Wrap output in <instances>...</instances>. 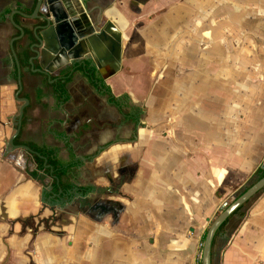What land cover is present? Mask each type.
<instances>
[{
  "label": "crops",
  "instance_id": "1",
  "mask_svg": "<svg viewBox=\"0 0 264 264\" xmlns=\"http://www.w3.org/2000/svg\"><path fill=\"white\" fill-rule=\"evenodd\" d=\"M56 1L66 12H76L84 25H89L87 16L92 20L96 16L102 23L112 21L123 33L122 63L137 69L145 65L133 55L145 54L147 46L143 40H134L137 34L139 40L145 37L136 27L142 28L144 20L159 15L175 0H87L86 8L81 0ZM206 1L207 14L199 13L195 19L202 30H198L192 42L193 54L197 52L191 63L193 80L200 74L204 77L199 86L195 82L191 84L190 126L181 110L172 116L179 118L174 121L179 123L176 125L171 120L151 124L147 111L149 117L139 123L136 135L137 126L126 115L135 111L138 103L130 93H118L117 87L132 84L130 78L115 79L114 75L112 83L108 81L111 78L106 80L117 103L123 102L124 116L121 117L109 103L110 99L91 87L87 79L75 77L68 86L70 98L64 103L52 95L45 76L32 73L29 63H22L21 96L28 99L29 104L16 143L18 147H11L9 142L15 134L22 103L15 96L19 87L16 65L8 61L10 52L2 46L0 264L34 261L33 255L39 251L48 256L51 252L47 247L51 244L41 242V229L47 226V221L57 225L60 215H68L69 220L73 215V212H65L59 201H44L43 183L32 175L37 171L36 163L20 147L22 145L55 150L61 162L72 167L71 174L78 178L81 186L111 189L110 193L87 197L90 200L100 196L101 202H111L108 205L112 206V211L108 213H113L111 219L97 226L94 241L87 240V246L91 247L85 252L79 250L78 257H73L71 251L63 258L48 256L44 259L47 264L61 261L65 264L83 261L90 264H196L200 232L221 203L217 192L223 196L222 190L246 182L251 174L248 163L251 166L256 163L246 151L242 154V148L232 155L226 109H222L225 105L214 108L218 90L211 69L217 66L216 57L222 59L218 62L219 68L226 69V47L231 44L232 22H239V28L247 29L251 25L264 31V0ZM48 2L46 0L45 6ZM45 6L43 12H46ZM12 10L29 15L33 10L32 2L0 0V40L14 33L9 25ZM15 19L31 29L28 18L16 15ZM23 50L19 44L17 53L21 58ZM47 52L51 59L56 58L55 53ZM222 80L223 86L230 85L225 78ZM177 81L175 85L179 86ZM253 83L264 86V77ZM150 100L151 97L146 99L149 103ZM49 183L51 178L48 177L44 184ZM116 214L122 218L116 220ZM63 230L70 231L71 227ZM191 231H195V237L190 236ZM214 264H264V201L256 202L242 218H231L218 242Z\"/></svg>",
  "mask_w": 264,
  "mask_h": 264
},
{
  "label": "rangeland",
  "instance_id": "2",
  "mask_svg": "<svg viewBox=\"0 0 264 264\" xmlns=\"http://www.w3.org/2000/svg\"><path fill=\"white\" fill-rule=\"evenodd\" d=\"M176 1L169 3V6L160 11L159 15L150 16L149 20H144L142 28L136 27L143 31L145 37L139 40L140 37L137 34L134 40H143L147 51L145 54L136 53L133 58L138 62L143 61L145 67L131 69L125 62L122 63V70L115 76L117 77L115 79L130 78L132 81L130 85L117 86L118 93H130L138 103L135 111L138 113L140 123H143L149 114L148 120L151 124L166 120L179 121V118H172V116L181 110L185 115L187 126L192 124L191 84L195 82L196 86L197 84L199 86L204 77L200 74L197 79L193 80L192 72L194 70L191 63L192 57H197V52L193 54L195 49L192 47V42L193 38L197 36L198 30H202L196 21L197 16L199 13L200 15L207 14L208 5L206 0H178V3ZM138 25L141 24L138 23ZM201 25L202 23H200ZM231 25V44L226 47V69L223 66L219 68L218 62L222 59L217 57V66L211 69L215 77V87L218 90L214 108L217 110L225 105L222 109H226V130L230 129L232 155L242 148V154L246 151L247 156L255 159L256 163L253 166L248 163V170L251 174L249 173L246 182L222 190L220 206L224 202L232 203L249 187L256 177V171L264 164V86H257L253 83L264 77V31L251 25L247 29L239 28V22H232ZM261 34H263L262 37ZM215 49L216 52L219 51L218 46ZM223 78L228 81L229 86L222 85ZM108 81L112 83V78ZM175 81L179 86L175 85ZM141 82L142 85L138 84ZM150 97L149 103L146 99ZM205 107H208L207 103ZM196 114L197 112H194V115ZM176 124L179 123L174 122L173 125ZM140 126H137L135 130L136 135ZM227 132L229 133V131ZM101 198L100 196L91 198L88 200L89 202H85L84 206L86 207L82 209L78 204H74L71 220L65 214L60 215L57 225L52 221H47V226L41 229V242L51 244L47 247L51 252L49 257L63 258L67 256V253L70 254V251L73 257H78L79 250L85 252V249L91 247L89 244L87 246L86 242L87 240L94 241L97 226L113 217V213H108L112 211V206H109L111 202H101ZM112 198L114 199V197ZM112 198L108 197V199ZM260 200L264 201V189L242 208L244 210V212L241 210L242 214L246 215L250 208ZM220 206L207 220L205 229L200 232L196 264H201L205 236L211 223L218 216ZM86 211L87 217H85ZM80 213L82 214L81 218L79 217ZM120 216V214H116V220L120 219ZM236 217L242 218L239 215ZM66 220H68V224ZM63 223L66 226H63L65 225ZM69 226L71 227L70 231L63 230ZM75 236L77 237L75 238ZM190 236L195 237V231H191ZM63 237L65 240L62 239ZM54 243L56 245H53ZM53 251L55 252L52 253ZM48 256L45 255V252L39 251L33 255L36 260L26 259L27 262L24 264H47L44 259ZM82 263L90 264L84 261ZM60 264H65V262L61 261ZM72 264L78 263L72 262Z\"/></svg>",
  "mask_w": 264,
  "mask_h": 264
},
{
  "label": "water",
  "instance_id": "3",
  "mask_svg": "<svg viewBox=\"0 0 264 264\" xmlns=\"http://www.w3.org/2000/svg\"><path fill=\"white\" fill-rule=\"evenodd\" d=\"M48 1H50L48 2L50 16L47 14L39 16L41 6L43 3L45 4L46 0H38L32 16L23 13V11H16L17 14L25 18L42 21V24H45L37 26L34 29V33L39 43L36 48H39L40 50H32L36 55L29 61L32 73L36 72L50 78L53 73L59 71L65 65L73 64L81 59L85 62H91V65L103 75L105 80H108L122 70L123 33L112 21L108 20L98 27L93 23L90 16H87L89 19V25H84L83 20L77 16L76 12H66L63 6H61L56 0ZM81 2L86 8L87 0H81ZM13 16L14 14H11L10 21L13 23L14 27L21 32L22 35L19 37L20 39L24 35V30L14 22ZM51 16L53 19H51ZM38 30L41 31L39 35L37 34ZM49 39H53L54 49L47 48ZM14 41L15 39L11 41V55L13 56L17 68L19 90L16 93V97L18 98L23 88L22 70L19 65L17 52L13 48ZM47 51L55 53L56 58L51 59ZM34 60H37L39 64V68L36 70H34ZM19 100L23 101L24 104L20 108L17 120L18 126L15 129V134L9 142L11 147H17L14 144V140L21 131L24 110L29 104V100L26 98ZM22 148L32 153V150L29 147L22 146ZM37 155L40 156L38 153ZM45 165L52 171L51 166L47 165L46 159ZM261 168L264 170V164ZM44 178L46 177L43 176L40 180L45 187ZM263 189L264 177L238 196L232 203L228 204L224 202L220 206L219 214L211 223L205 236L201 264H212V245L219 228L237 210L246 205ZM102 192L110 193L111 189H97V193L100 194ZM82 200L86 201V196L83 195Z\"/></svg>",
  "mask_w": 264,
  "mask_h": 264
},
{
  "label": "flooded vegetation",
  "instance_id": "4",
  "mask_svg": "<svg viewBox=\"0 0 264 264\" xmlns=\"http://www.w3.org/2000/svg\"><path fill=\"white\" fill-rule=\"evenodd\" d=\"M31 2H32L33 10H32V13L29 14L30 16L33 15V13L35 11V8L37 6L38 0H31ZM45 4L44 3L42 4L41 9H40V12H39V16H43L45 14H47V15L50 16V14H49V7H48V5H46L47 6L46 7ZM44 6L46 7V12H43L42 11ZM16 11H19V10H12L11 13H10V15H9V25L14 29L13 30L14 33H13V35L10 38L4 39V40H2V39L0 40V49L2 48V46L5 45L6 48H8V50L10 52V55H11V41L15 39V41L13 43V48L15 49V51L17 52L18 45L20 44V45H22L24 47V50H23L24 53L23 54H25V50H26V52L27 51H31L33 53V55L30 57V59H31V58H33V57L36 56L35 53L32 50H40L39 48H36V46H38L39 43H38L37 38H36V35L34 33V29L37 26L45 25V24H42V21H38V20H35V19H29L28 18L30 20V22H31L30 23L31 24V29L30 30L29 29H26V27H24L22 24H20V23H18L16 21L15 16L16 15H19V14L16 13ZM23 13H25V12H23ZM11 14H14V16H13L14 22L17 25L21 26L23 28V30H24V35L20 39H19V37H21L22 34H21V32L18 29H16V27H14L13 23L10 21ZM51 19H53L52 16H51ZM92 21L98 27H100L103 24L100 20L96 19V16L93 17V20ZM28 30H29V32H28ZM40 32L41 31L38 30L37 31V34L39 35ZM47 48L54 49L53 39H49ZM17 56H18L19 65L21 67V65H22L21 62H20L21 61V59H20L21 57L18 55V53H17ZM30 59H29V61H30ZM8 61L16 65V63H15L12 55H11V57L8 58ZM29 65H30V63H29ZM36 65H39L38 64V61L37 60H34V70H36ZM30 68H31V66H30ZM82 68H84L86 70L87 69H93L94 71H96V75L93 77V80L95 81L96 85H92L91 84L90 80L87 79V77L85 76V73L86 72H84L82 70ZM21 70H22V67H21ZM31 70H32V68H31ZM76 76L87 79L88 84L91 87H93L94 89H96L99 93H102L103 95H106L110 99V102L109 103L114 105V107L117 109L119 115L121 117L124 116L123 113H122V108H123V102H122V100H120L119 103L112 102L111 98L113 96H112L111 88L106 84V80L103 77V75L99 71H97L91 65V62H87V61L85 62L83 59H81V60H79V61H77V62H75L73 64L71 63V64L65 65L62 69H60L59 71L53 73L50 76V78H48L47 76H45L46 77L45 78L46 85L51 89L52 95H54L56 97H59L65 103L70 98V93L68 91V86L73 82V80L75 79ZM68 77L71 78V80L66 85V89L68 91L69 98H68L67 101H64L63 98H61V95L59 93H57V89H55V87L53 85L55 83H57V82H65L68 79ZM17 80H18V78H17ZM23 88H22V91H23ZM108 89H110V92L108 91ZM18 90H19V87H18ZM22 91L19 94V97H18L19 99H24L21 96L22 95ZM15 96H16V94H15ZM18 98L16 97V99H18ZM19 101L22 103V105L24 104L23 101H21V100H19ZM21 106H20V108H21ZM27 107L24 110V116H25V112H26ZM119 110H121V112ZM19 112H20V109H19ZM24 116H23V118H24ZM126 117H129L130 118L129 121L130 120L131 121H134V124L136 126H138V124L140 123L139 122V116H138V113L136 111H132L129 115H126ZM23 120L24 119H22L21 131H20V133L18 135L19 136V139H20V135H21V132H22V128L24 126L23 125L24 124ZM17 126H18V123H17ZM16 138H15V140H16ZM15 140H14V144L16 146ZM22 146L29 147L32 150V153L31 154L38 156L37 155L38 152L34 151L31 148V146H29V145H22ZM22 146H20V147H22ZM33 147L46 148V147H39V146H33ZM46 149H49V148H46ZM51 150H53V149H51ZM27 152L30 153L29 151H27ZM56 154H57V152H56ZM38 157H42L43 158L42 155H40ZM45 159L46 158H44V163H45ZM47 165H49L48 164V161H47ZM66 167L70 168L69 173H68V176H67V181L70 183V187H69V189H66V190H64L62 188L57 189V188H55L53 186V181L55 180V176L53 175V168L52 167H51L52 168V171H51V169L47 168L46 165H45V168H47V169L50 170L51 175H53V177L52 176H48V175H46L44 173H41L39 175L38 173H40V172L37 170V168H36L37 171L35 173H32V175H33L34 178H38V177L41 178L43 176H45L46 178L47 177L51 178V183L47 184L45 187L43 186V190L42 191H43V195H45L44 196V201L45 202H56V201H59V202L62 203L60 206L61 207H64V211L70 213V212H72V207L74 206V204H78V206H79L80 209L85 208L86 206H84V204H85V202L88 201L87 200V197L89 195L97 194V189H99V188L94 187V186H87V187L81 186L80 183L78 182V178L77 177L75 178V176H73L71 174L72 173L71 172L72 167H70V166H66ZM46 178H44V180ZM58 184H59V181H58ZM104 193H109V192H104ZM83 195L86 196V201L85 200H82V196ZM89 206H90V204H89ZM58 220L59 219H56V221H58Z\"/></svg>",
  "mask_w": 264,
  "mask_h": 264
},
{
  "label": "trees",
  "instance_id": "5",
  "mask_svg": "<svg viewBox=\"0 0 264 264\" xmlns=\"http://www.w3.org/2000/svg\"><path fill=\"white\" fill-rule=\"evenodd\" d=\"M33 55V53L31 51H27L25 50V54L22 56L21 58V64H28L29 63V59L30 57ZM82 70L85 73V76L87 77V79L90 80L92 85H96L95 81L93 80V77L96 75V71H94L93 69H84L82 68ZM71 80L70 77H68V79L65 82H57L55 83L53 86L55 87V89H57V93H59L61 95V98H63L64 101H67L69 98L68 95V91L66 89V85L67 83ZM108 91L110 92V89H108ZM112 102H117L115 97L111 98ZM19 141V136L16 138L15 143H18ZM31 148L38 152L40 155L43 156L42 157H38L36 155H32L31 153H29V155L33 158V160L35 161L36 165H37V170L40 173H44L48 176H55V180L53 181V186L57 189L62 188L64 190L69 189L70 187V183L67 181V176L69 173L70 168L64 166V164L61 162V160L58 158L56 152L54 150L51 149H46V148H38V147H33L31 146ZM44 158L47 159L48 164L53 168V175H51V172L49 169L45 168V163H44ZM255 179L254 181L251 183V185L249 187H247L242 193H244L247 189H249L252 185H254L256 182H258L260 179H262L264 177V170L259 168L256 171V175H255ZM48 178V177H47ZM59 181V184H58ZM241 193V194H242ZM240 194V195H241ZM239 195V196H240ZM217 196L219 198H221L222 193L221 192H217ZM245 206V205H244ZM243 206V207H244ZM242 207V208H243ZM242 208H240L239 210H237L218 230V232L216 233L214 240H213V245H212V264H214V260L216 258L217 255V245L218 242L220 240V238L222 236H224L225 231H226V226L229 223V221L231 220V218L233 216L239 215L240 217H243L244 214H242L241 210Z\"/></svg>",
  "mask_w": 264,
  "mask_h": 264
}]
</instances>
